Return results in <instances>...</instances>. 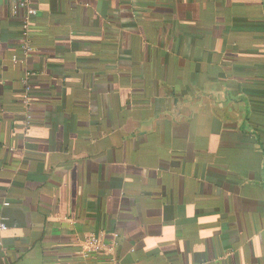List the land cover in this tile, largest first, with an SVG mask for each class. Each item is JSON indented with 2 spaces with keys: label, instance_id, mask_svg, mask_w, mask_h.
Here are the masks:
<instances>
[{
  "label": "crops",
  "instance_id": "crops-1",
  "mask_svg": "<svg viewBox=\"0 0 264 264\" xmlns=\"http://www.w3.org/2000/svg\"><path fill=\"white\" fill-rule=\"evenodd\" d=\"M28 4L24 53L0 0V264H264V0Z\"/></svg>",
  "mask_w": 264,
  "mask_h": 264
},
{
  "label": "built area",
  "instance_id": "built-area-1",
  "mask_svg": "<svg viewBox=\"0 0 264 264\" xmlns=\"http://www.w3.org/2000/svg\"><path fill=\"white\" fill-rule=\"evenodd\" d=\"M6 1L12 14H16L22 9L25 10L26 17L24 18L23 21L21 49L24 51V53L30 52L32 48L28 43L27 26L29 23V18L34 16L36 14V11L29 6L28 0H6ZM13 61H15L14 58ZM29 77L30 74L26 73L23 78L24 91L21 100L25 108V117L27 124L31 120V114L29 113L30 104H31V86L26 81V79ZM0 229L6 230V227L3 224H0ZM105 250H106V246L103 243H101V239L99 237L91 235L86 239V251L84 252V255L86 257H92L95 255L102 254ZM112 262L114 263L115 261L112 260Z\"/></svg>",
  "mask_w": 264,
  "mask_h": 264
},
{
  "label": "trees",
  "instance_id": "trees-1",
  "mask_svg": "<svg viewBox=\"0 0 264 264\" xmlns=\"http://www.w3.org/2000/svg\"><path fill=\"white\" fill-rule=\"evenodd\" d=\"M29 39H28V43H29ZM26 81L28 82V84H30V77L26 79ZM23 91H24V84H23V88H22V94H21V99H22V96H23ZM24 108V107H23ZM25 111V109H24ZM31 121L28 122V124L30 123Z\"/></svg>",
  "mask_w": 264,
  "mask_h": 264
}]
</instances>
